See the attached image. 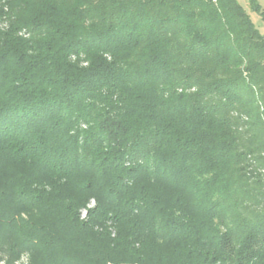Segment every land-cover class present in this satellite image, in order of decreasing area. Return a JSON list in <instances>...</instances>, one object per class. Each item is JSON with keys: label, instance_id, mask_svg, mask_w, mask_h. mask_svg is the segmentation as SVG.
<instances>
[{"label": "trees", "instance_id": "16d2710c", "mask_svg": "<svg viewBox=\"0 0 264 264\" xmlns=\"http://www.w3.org/2000/svg\"><path fill=\"white\" fill-rule=\"evenodd\" d=\"M6 7L0 261L264 264V34L237 0Z\"/></svg>", "mask_w": 264, "mask_h": 264}, {"label": "rangeland", "instance_id": "374dc122", "mask_svg": "<svg viewBox=\"0 0 264 264\" xmlns=\"http://www.w3.org/2000/svg\"><path fill=\"white\" fill-rule=\"evenodd\" d=\"M258 1L264 7V0H258ZM237 2L246 9V11L250 14L251 19L256 25V27L261 31L262 34H264V22L262 21L261 17L257 13L252 12L247 0H237ZM9 20H10L9 10L6 7L4 10V14L0 16V26L4 29L8 28ZM23 35L28 36V34H26L25 31H23ZM93 206H94V202H92L89 205V207H93ZM85 214H86L85 211L81 210L82 219L86 217ZM30 263L31 261H30L29 254H23L13 264H30ZM0 264H7L6 260L3 259L2 261H0Z\"/></svg>", "mask_w": 264, "mask_h": 264}, {"label": "built area", "instance_id": "2783aa9c", "mask_svg": "<svg viewBox=\"0 0 264 264\" xmlns=\"http://www.w3.org/2000/svg\"><path fill=\"white\" fill-rule=\"evenodd\" d=\"M86 213V212H85ZM86 215V214H85Z\"/></svg>", "mask_w": 264, "mask_h": 264}]
</instances>
